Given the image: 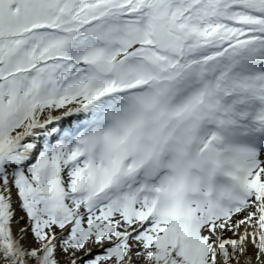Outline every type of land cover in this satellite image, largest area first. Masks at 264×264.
I'll return each mask as SVG.
<instances>
[{"label": "snow or ice", "instance_id": "snow-or-ice-1", "mask_svg": "<svg viewBox=\"0 0 264 264\" xmlns=\"http://www.w3.org/2000/svg\"><path fill=\"white\" fill-rule=\"evenodd\" d=\"M0 264H264V0H0Z\"/></svg>", "mask_w": 264, "mask_h": 264}]
</instances>
